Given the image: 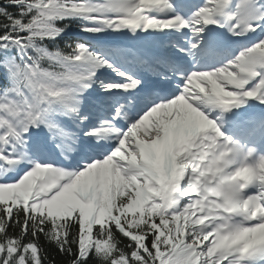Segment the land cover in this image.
<instances>
[{
	"label": "snow or ice",
	"instance_id": "6c2138e0",
	"mask_svg": "<svg viewBox=\"0 0 264 264\" xmlns=\"http://www.w3.org/2000/svg\"><path fill=\"white\" fill-rule=\"evenodd\" d=\"M0 264H264V0H0Z\"/></svg>",
	"mask_w": 264,
	"mask_h": 264
}]
</instances>
